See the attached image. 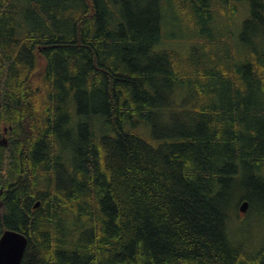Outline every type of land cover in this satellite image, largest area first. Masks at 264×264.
Masks as SVG:
<instances>
[{"label":"trees","instance_id":"trees-1","mask_svg":"<svg viewBox=\"0 0 264 264\" xmlns=\"http://www.w3.org/2000/svg\"><path fill=\"white\" fill-rule=\"evenodd\" d=\"M0 138L21 264H264V0H0Z\"/></svg>","mask_w":264,"mask_h":264},{"label":"water","instance_id":"water-1","mask_svg":"<svg viewBox=\"0 0 264 264\" xmlns=\"http://www.w3.org/2000/svg\"><path fill=\"white\" fill-rule=\"evenodd\" d=\"M39 205L40 201H37L35 207ZM248 208V200H242L239 205L240 212H246ZM28 241V236L25 233L14 229L3 230L0 234V264H21Z\"/></svg>","mask_w":264,"mask_h":264},{"label":"rangeland","instance_id":"rangeland-1","mask_svg":"<svg viewBox=\"0 0 264 264\" xmlns=\"http://www.w3.org/2000/svg\"><path fill=\"white\" fill-rule=\"evenodd\" d=\"M235 209L233 214L235 219H241L238 228H241L240 239L243 242H251L259 246L260 242L264 240V201L257 202L251 205L246 212H240Z\"/></svg>","mask_w":264,"mask_h":264},{"label":"flooded vegetation","instance_id":"flooded-vegetation-1","mask_svg":"<svg viewBox=\"0 0 264 264\" xmlns=\"http://www.w3.org/2000/svg\"><path fill=\"white\" fill-rule=\"evenodd\" d=\"M2 138H0V140H1Z\"/></svg>","mask_w":264,"mask_h":264}]
</instances>
